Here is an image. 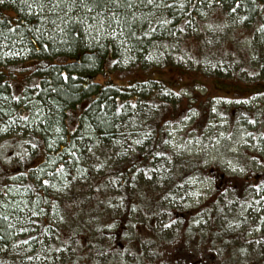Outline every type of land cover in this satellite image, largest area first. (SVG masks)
<instances>
[{
	"label": "rangeland",
	"instance_id": "1",
	"mask_svg": "<svg viewBox=\"0 0 264 264\" xmlns=\"http://www.w3.org/2000/svg\"><path fill=\"white\" fill-rule=\"evenodd\" d=\"M22 11L16 0H7L0 19L15 25ZM53 12L57 15L58 9ZM248 21L230 7L210 6L180 38L161 45L163 56L157 64L112 70L119 84L151 78L167 84L173 92L160 90L158 96L169 100L167 107L142 105L136 122L125 123L114 142L111 138L104 142L90 125L78 126L73 120L69 129L77 131L76 147L82 146V153L71 167L50 166L57 171L58 182L48 193L53 199L49 214H34L37 210L27 207L32 192L21 183L25 175H18L26 162L25 168L43 160L31 156L25 135L44 113L37 108L33 121L15 125L16 133L0 134V204L4 211L19 210L24 218L16 227L25 233L6 248L3 261L264 264V199L256 174L264 169V93L238 95L222 89L226 83L240 87L264 83V11ZM206 37L215 42L209 52L221 49L225 58L221 66L212 64L223 77L207 74L195 64L205 54L200 50ZM18 44L0 43V60L22 59L0 67L5 75L0 76V107L14 104L29 80L27 69L33 63ZM189 58L193 66L185 63ZM13 67L20 71L10 76ZM88 104L85 100L72 111L75 117ZM174 110L177 117L170 118L156 151L143 168L127 173L133 150H148L156 141L152 128L142 126L141 119L158 116L165 123ZM51 142H56L53 137Z\"/></svg>",
	"mask_w": 264,
	"mask_h": 264
},
{
	"label": "trees",
	"instance_id": "2",
	"mask_svg": "<svg viewBox=\"0 0 264 264\" xmlns=\"http://www.w3.org/2000/svg\"><path fill=\"white\" fill-rule=\"evenodd\" d=\"M16 1L23 11L18 14L15 25L11 22L9 24L7 19H0V36H3L0 37V43L4 41L15 45L19 42L18 45L27 49V60L33 65L27 69L30 72L29 80L22 93L14 99V104L0 107V134L16 133L15 125L20 120L26 124L33 121L32 114L37 108L44 113L36 120L34 130L25 135L30 144L28 151H31V156H42L43 160L33 167L31 165L25 168L26 162L18 174L25 175L21 183L32 192V203L28 202L27 207L36 209L34 214L42 211L49 214L51 209L53 199L48 193L58 182V173L50 166L57 167L66 163L67 167H71V161L82 153L83 147H76L77 131L69 129L75 122L73 120H76L78 126L80 123L90 125L96 136L104 142L110 138L114 142L120 137L118 134L124 130L125 123L136 122L134 118L142 105L167 107L169 100L158 98L160 90L173 92L167 84L153 78L133 81L127 85L119 84L113 79L112 70L157 64L158 59L163 56L159 53L161 45H166L172 38H180L184 29L188 25L197 24L202 18V12L210 6L230 7L232 12L237 10L246 15L248 22L254 21L264 11V0H153L152 4H148L147 0L143 3L131 0L135 5L131 9L119 6L128 0H118V4L111 0H84L92 9L91 12L81 6L80 0H75V3L73 0H28L29 4H33L32 8L27 7L22 0ZM58 2L60 7L54 8ZM40 3L45 5L43 11L36 6ZM54 9H58L57 15L54 14ZM1 11L2 5L0 13ZM113 13L117 14L119 24L111 18ZM59 14L63 15L65 21H62ZM214 45L211 37H206L201 45L204 49L200 50L205 54L194 61L197 65L201 64L207 74L223 77L212 67L214 63H218L216 67L225 64V58L219 54L221 49H215V53L209 52V48ZM18 60L20 62L22 59ZM187 60V66H193L192 58ZM18 62L2 59L0 67H11ZM14 70L19 69L13 67L9 72L10 76L16 75ZM244 71L248 73L245 69L241 72ZM0 76H5L3 71H0ZM4 81L5 79H1L2 84ZM148 84L151 88H147ZM222 89L238 95L246 92L264 93V83L244 87L226 83ZM85 100L89 101L88 106L81 109L75 117L72 111L78 110ZM176 114L178 113L174 110L165 123L158 116L148 121L144 117L141 119L144 123L142 126L152 128L156 141L148 150H133V154L128 157L127 173L143 168V163L156 151L155 147L159 146L165 127L171 122L170 118L175 120ZM127 127L129 126L126 125ZM52 137L55 143L51 142ZM29 152L27 155L30 156ZM256 174L260 176L257 190H261L264 199V169ZM44 181L48 183L45 184ZM230 190L236 191L232 187ZM125 191L129 192L128 189ZM243 199L248 203L246 197ZM14 211H4L0 204V264H9L3 261L6 248L25 234L16 227L17 221L24 217L19 215V210Z\"/></svg>",
	"mask_w": 264,
	"mask_h": 264
},
{
	"label": "snow or ice",
	"instance_id": "3",
	"mask_svg": "<svg viewBox=\"0 0 264 264\" xmlns=\"http://www.w3.org/2000/svg\"><path fill=\"white\" fill-rule=\"evenodd\" d=\"M22 2L25 3V4L27 5V7H29V8H32V7H33V4H29V3H28V0H22ZM61 2H62V0H61ZM111 2L114 3V4H118V0H111ZM140 2L143 3L144 0H140ZM5 3H7V0H0V5H3V4H5ZM73 3H75V0H73ZM80 3H81V6L84 7V8H86L89 12L92 11V9L88 7L87 3H85L84 0H80ZM147 3H148V4H152V3H153V0H147ZM36 6L39 7V8L41 9V11H43V9H44V7H45V5H44L43 3H40V4L36 5ZM119 6H120V7H125V8H128V9H131V8H133L135 5H134L133 2H131V0H128L127 3L122 4V5H119ZM158 6H159V5H158ZM165 6H167V5H165ZM53 7H54V8H55V7H60V2L56 3ZM132 16H133V19H134V18H135V14L133 13ZM116 17H117V14H116V13H113L111 18H112L117 24H119L120 21H119ZM53 23H55V21H53ZM24 119H27V117H25ZM33 147H35V145H33ZM44 183L47 184L48 181H44ZM5 219H7V217H5ZM10 227H11V225H10ZM25 243H27V241H25Z\"/></svg>",
	"mask_w": 264,
	"mask_h": 264
}]
</instances>
